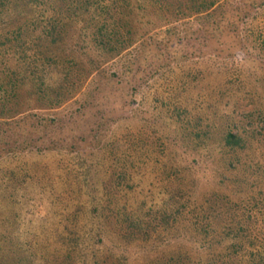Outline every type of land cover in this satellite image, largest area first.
Masks as SVG:
<instances>
[{
  "label": "rangeland",
  "instance_id": "obj_1",
  "mask_svg": "<svg viewBox=\"0 0 264 264\" xmlns=\"http://www.w3.org/2000/svg\"><path fill=\"white\" fill-rule=\"evenodd\" d=\"M76 1L0 17L23 27L0 47V231L53 250L110 220L92 264H264V0H99L38 37Z\"/></svg>",
  "mask_w": 264,
  "mask_h": 264
},
{
  "label": "trees",
  "instance_id": "obj_2",
  "mask_svg": "<svg viewBox=\"0 0 264 264\" xmlns=\"http://www.w3.org/2000/svg\"><path fill=\"white\" fill-rule=\"evenodd\" d=\"M86 1H89V0H77L76 2L72 3L69 7L67 18H64V16L61 13V10H59L56 16L50 20L53 22L51 24V32H48L47 28L45 27L39 31L38 37L43 38V39H47V37L48 38L51 37V41L55 42L54 33H59L62 29H64V27H67L69 25L67 22H71V24L73 22H77L80 25L82 24V27L80 30H82L83 28L84 29L87 28V26L86 25L84 26L83 24L88 25L92 23V21L94 22V20H97V22H95V25L99 24L98 21L102 20V15L106 13L104 5L99 3V0H96V2L91 3V4L90 2H86ZM13 4H14V0H5V2H0V17H3V19L7 21H13L14 15L16 14L18 9H19V13L22 14L21 17L28 16L26 9L21 8L23 6H26L25 5L26 3L21 4L20 5L21 7L19 6L20 8L18 7L17 9H14V7L12 6ZM93 5H96L97 7L95 6V8H93L92 10ZM3 6L6 7L5 10ZM207 7L208 6H203L202 9L204 10L208 9ZM95 10L97 11V13L95 14L96 17L92 18L91 16ZM65 19L70 20V21H65ZM72 25H77V24L75 23ZM21 26L22 24L18 25L16 29L14 28L11 29L9 26V23L0 25V47L1 45L2 47L11 46L12 41L10 40L8 36L11 35L13 31L15 30L20 32L23 28ZM1 41L3 42L1 43ZM103 43H105L103 47V50H104L106 49L107 42H103ZM96 47L98 46L96 45ZM1 51L2 50L0 48V56H1ZM1 58L2 57H0V85H1V79H2L1 77V72H2L1 71L2 69L1 68L2 66ZM13 60L14 58L12 56H8L7 58H5L4 66L8 67L7 70L13 69L12 68ZM46 84L48 86H51V84L53 85V83L50 81H47ZM1 117L2 116L0 115V118ZM12 117H15V115H13ZM16 123L18 124L17 126L18 131L24 130L30 124V117L20 116V118H18V121ZM235 139H236L235 136L230 134L229 137L227 138V143L229 145L237 143ZM8 173L9 172L7 170L5 172L6 178L8 177ZM86 191L82 193L84 200L77 205L80 211L82 212V210H86L88 208V211H86L84 214L89 212L87 214L89 215L91 213V209L89 210L90 206L91 207L99 206L98 208H96V210L98 209L101 211H105L106 206H104L103 201L100 199H97L96 203H91V201L95 198L90 197V193L86 194ZM4 192H5L4 187H1L0 193L4 194ZM73 202L74 200L69 202L67 208L70 207ZM7 207L8 206H5L2 200H0V216L4 212V210L7 209ZM117 209L121 210V208H117ZM37 212H39V210ZM107 219H110V217H108ZM104 222H105V225L100 226L104 229L105 234H103V236H100L98 229L93 231L94 229L92 226H94L95 224V222H93L92 226H90L89 233L88 231L87 232L84 231L83 233L81 232L76 233V236L74 237V239L71 238L70 234L68 233L66 234V232L64 234H61L62 236H60L61 237L60 240L61 241L65 240L66 242H64L65 244H62L61 246L53 250H49L47 246L43 249L39 248L40 242H36L34 236L29 238V239L34 238V241H32V245H29L28 243H26L27 238L24 239V238H21L18 234L12 235L10 233L6 234L0 231V264H78L80 262H83L82 264H90V261L92 264L91 259H93V256H92L93 251L95 249L96 251H100L101 249H103L106 246L107 241L111 237L108 235H111L112 221L105 220ZM106 223H107V226H106ZM71 239L74 242L75 246L70 245ZM48 245H51V243ZM79 247H81V249ZM90 251L92 253H90ZM109 258L111 257L108 255H105V261L101 263H106L107 260H109ZM83 259L85 260V262L83 261Z\"/></svg>",
  "mask_w": 264,
  "mask_h": 264
}]
</instances>
